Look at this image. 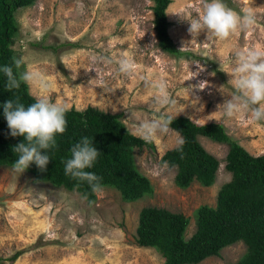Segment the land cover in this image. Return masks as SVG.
<instances>
[{
	"label": "rangeland",
	"instance_id": "1",
	"mask_svg": "<svg viewBox=\"0 0 264 264\" xmlns=\"http://www.w3.org/2000/svg\"><path fill=\"white\" fill-rule=\"evenodd\" d=\"M204 2L172 0L167 6L168 32L181 51L175 54L157 44L153 0H35L15 11L18 32L12 47L25 61L17 71L45 73L54 102L122 113L133 133L143 121L179 113L198 122H222L247 151L264 153V121H254L247 110L225 117L222 105L237 95L227 73L236 66L235 52L264 48V0H230L229 8L237 13L251 7L256 24L223 41L204 32L192 37L190 22L170 14L195 19ZM123 57L134 62L131 74L118 70ZM145 76L167 83L172 106L158 108L156 90L145 84ZM29 90L40 94L35 86ZM179 137L170 127L167 134H158L154 147L133 148L135 163L151 180L152 191L129 202L115 189L102 187L90 203L76 190L37 181L26 170L19 175L11 165L0 166V264H162L159 251L136 243L140 208L156 205L184 213L189 217L184 236L189 237L196 208L214 206L217 188L231 177L224 168L228 146L199 135L219 160L215 181L205 186L194 180L178 187L176 166L160 157ZM17 250L18 256L9 260ZM245 251L244 243L237 241L218 254L185 264H230Z\"/></svg>",
	"mask_w": 264,
	"mask_h": 264
},
{
	"label": "trees",
	"instance_id": "2",
	"mask_svg": "<svg viewBox=\"0 0 264 264\" xmlns=\"http://www.w3.org/2000/svg\"><path fill=\"white\" fill-rule=\"evenodd\" d=\"M34 1L0 0V68L12 65L13 57H16L12 47L18 32L15 11ZM171 1L153 0L152 22L158 46L176 54L181 51L169 35L166 15ZM224 2L230 7V0ZM14 72L18 74L15 67ZM5 84L6 77L0 72V166H13L17 155L13 147L24 138L10 135L3 104L11 99L27 106L34 102L35 96L24 83L13 91L7 90ZM68 108L66 131L56 136V147L48 152L47 170L40 171L32 163L26 171L37 181L76 190L88 202H93L95 192L88 183L75 180L64 171L66 160L71 158V148L87 137L99 155L93 167L86 171L100 177L102 187L115 189L125 202L150 193L152 182L138 169L133 148L154 147V142H145L134 135L122 121V113H107L90 104L82 109ZM205 122L177 115L170 127L179 132L185 143L182 150L176 145L166 149L160 159L176 166L174 182L178 187L185 188L194 180L205 186L211 185L216 178L219 160L200 142L199 135H204L228 146L224 168L230 172V180L217 188L214 206L204 203L196 208L195 229L189 237L184 236L189 222L184 213L156 205L142 206L138 212L136 243L159 251L163 256L162 264H185L197 263L209 255L218 254L221 248L242 241L246 246L245 253L230 264H264V153L247 151L229 136L222 122ZM19 253L20 250L15 251L9 260L15 259Z\"/></svg>",
	"mask_w": 264,
	"mask_h": 264
},
{
	"label": "clouds",
	"instance_id": "3",
	"mask_svg": "<svg viewBox=\"0 0 264 264\" xmlns=\"http://www.w3.org/2000/svg\"><path fill=\"white\" fill-rule=\"evenodd\" d=\"M170 14L179 16L181 21L190 22L188 32L192 37H198L204 32L207 36L222 41L228 40L237 32L249 31L256 24V13L251 7L237 13L229 8L224 0H205L202 13L195 19L180 12ZM24 63L23 58L13 57L12 65L0 68V72L6 77L7 90H18L21 83H24L30 88L35 86L40 93L34 97V102L27 106L11 99L3 104V114L10 135L24 138L13 147V152L17 154L13 170L19 175L32 163H35L40 171L47 170L50 160L48 152L56 147V136L66 131V113L69 111L67 104L51 99L52 83L45 73L36 70H25L18 74L14 72V67L19 70ZM117 63L122 74H131L134 71V62L130 57H123ZM235 63L234 69L227 73L234 80L237 95L225 99L222 103L223 115L232 118L240 111L247 110L254 121H264V48L249 47L237 50ZM143 79L147 86L156 90L154 100L158 108L172 106L173 101L165 81L152 80L147 76ZM175 117L169 115L162 119L143 121L133 134L145 142H153L158 134L169 132ZM184 143L183 137H179L176 141L177 148L182 150ZM98 155L99 151L93 142L87 137L82 138L71 148V158L65 162V175L80 182H87L93 192L102 191L101 178L86 171L93 167Z\"/></svg>",
	"mask_w": 264,
	"mask_h": 264
},
{
	"label": "crops",
	"instance_id": "4",
	"mask_svg": "<svg viewBox=\"0 0 264 264\" xmlns=\"http://www.w3.org/2000/svg\"><path fill=\"white\" fill-rule=\"evenodd\" d=\"M92 105V104H91ZM95 106V105H94ZM75 107V106H74ZM77 108V107H76ZM99 108V107H98ZM79 109V108H78Z\"/></svg>",
	"mask_w": 264,
	"mask_h": 264
}]
</instances>
